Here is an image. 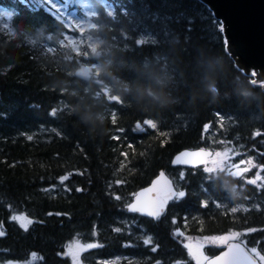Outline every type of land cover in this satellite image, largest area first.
<instances>
[{
    "label": "trees",
    "instance_id": "trees-1",
    "mask_svg": "<svg viewBox=\"0 0 264 264\" xmlns=\"http://www.w3.org/2000/svg\"><path fill=\"white\" fill-rule=\"evenodd\" d=\"M92 1L103 42L96 77L84 79L77 56L22 36L67 29L59 17L0 0L19 30L0 29V259L36 251L41 264H70L64 247L78 237L95 242L87 264H200L186 234L230 230L264 256V86L237 64L223 19L204 0H107L112 10ZM200 145H226L244 167L171 163ZM161 168L185 195L159 217L129 210ZM21 212L27 230L14 219Z\"/></svg>",
    "mask_w": 264,
    "mask_h": 264
},
{
    "label": "water",
    "instance_id": "water-1",
    "mask_svg": "<svg viewBox=\"0 0 264 264\" xmlns=\"http://www.w3.org/2000/svg\"><path fill=\"white\" fill-rule=\"evenodd\" d=\"M215 14L223 19V26L227 36V45L237 64L246 72L255 73V77L264 81V0H204ZM93 70L91 63L82 62L76 66L74 72L84 79H89ZM264 86V82L262 83ZM213 152L209 146H185L172 155L171 163L184 166H197L204 164ZM170 173L161 168L152 179L138 187L128 202L127 207L133 204L143 206V210L134 211L148 214L153 205L162 204L160 214L165 211L170 200L178 193ZM240 244L249 254L254 264H264L259 256L240 239H229L217 252L209 255L200 264H213L218 258H224L219 264H225L229 257L236 255L230 252V245ZM234 264H243L239 259Z\"/></svg>",
    "mask_w": 264,
    "mask_h": 264
},
{
    "label": "rangeland",
    "instance_id": "rangeland-1",
    "mask_svg": "<svg viewBox=\"0 0 264 264\" xmlns=\"http://www.w3.org/2000/svg\"><path fill=\"white\" fill-rule=\"evenodd\" d=\"M28 2L44 5L63 21L67 29H63L61 32H41L39 36H35L36 38L32 37L29 33H23L22 36L25 40L30 41L32 44L34 43V47L38 51L56 53V56L59 58L70 60V58L74 57L73 55L77 56L74 58L77 61L76 66H79L82 62L91 63L93 65V70L90 78H92V75L96 77V72L100 68V62L93 59V57L99 52L103 39L100 35L91 30L95 25L92 19V14L95 12L93 1L52 0V2H49V0H37V2H33V0H28ZM54 4L55 7L53 6ZM105 5L109 10L113 9V5L107 2V0ZM57 9H60L61 12H57ZM11 15L12 11L10 9L0 6V29L8 34L18 35L19 30L12 24ZM255 80H260L262 83L264 82L263 79H259L258 77H255ZM106 91L108 92V89H106ZM224 153H227V155L225 156ZM232 155L233 152L231 148L226 145L221 148H213V152L208 156L204 164L208 167H217L223 166V164L227 162L232 166V170H240L243 168V160H234ZM55 186H58V184L52 185L50 189H54ZM21 216L30 219V217L23 212L16 214V217ZM0 232H2L1 224ZM237 233L238 231L236 230H230L203 236L186 234L185 242L196 259L201 263L209 256L205 250L207 244L214 243L217 245H224L229 239L224 240L222 238L230 237ZM236 238L240 239L238 236H236ZM94 244V241H83L78 237L68 240L65 244L64 251L71 256L70 264H75L77 261L78 264H87L82 257V252L84 250L76 252L75 256L70 253L76 251V245H80L83 248L84 246ZM33 255H35V259H33ZM118 258L119 256H113L104 259V261L114 264ZM262 262L264 263V260H262ZM0 264H41L40 254L33 251L25 259H0Z\"/></svg>",
    "mask_w": 264,
    "mask_h": 264
},
{
    "label": "snow or ice",
    "instance_id": "snow-or-ice-1",
    "mask_svg": "<svg viewBox=\"0 0 264 264\" xmlns=\"http://www.w3.org/2000/svg\"><path fill=\"white\" fill-rule=\"evenodd\" d=\"M33 2H37V0H33ZM49 2H52V0H49ZM103 3L106 4V0H103ZM55 7V4L53 5ZM57 12H61L60 9H57ZM253 75H255V73H253ZM145 123L150 124L151 127L155 128L156 125L154 123H152L151 121H145ZM139 126V125H138ZM224 155L226 156L227 153H224ZM259 178V177H258ZM63 179H67V177H64ZM252 183H255V181H252ZM173 195L179 196V197H183L185 195L184 192H178V193H172ZM161 207L162 204L160 205H153L152 207V211L148 212V215L150 216H154V217H159L160 215V211H161ZM130 209L132 211H141L143 210V206H138V204H133L130 206ZM236 209H233V211H235ZM14 219H16L21 227H23L25 230H27L28 226L32 223V221L26 217H14ZM117 231H119V229H117ZM0 235H3L2 232H0ZM239 234H235L233 236L230 237H225L222 238L224 240H228V239H235L236 236H238ZM151 238H149L148 240H145V243H150ZM96 245H87L84 246L83 248L80 245H76V251L72 252L70 254L72 255H76V252L80 251V250H86L87 248H91V247H95ZM230 252L235 253L236 255L229 257V253H225V257H228L229 259L225 262V264H234V261H236L237 259L241 260L243 262V264H254L252 258L249 256V254L240 246V244H235V245H230ZM155 251V249H153ZM252 252H255V249L251 250ZM258 255V253H257ZM33 259H35V255H33ZM224 258H218V261L213 262V264H219L220 260H223ZM261 260H264V256L260 257ZM75 264H78V261L75 262Z\"/></svg>",
    "mask_w": 264,
    "mask_h": 264
},
{
    "label": "bare ground",
    "instance_id": "bare-ground-1",
    "mask_svg": "<svg viewBox=\"0 0 264 264\" xmlns=\"http://www.w3.org/2000/svg\"><path fill=\"white\" fill-rule=\"evenodd\" d=\"M260 81V80H259Z\"/></svg>",
    "mask_w": 264,
    "mask_h": 264
}]
</instances>
